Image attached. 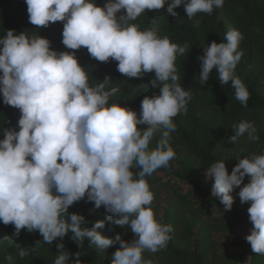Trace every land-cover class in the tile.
<instances>
[{"label":"clouds","instance_id":"obj_1","mask_svg":"<svg viewBox=\"0 0 264 264\" xmlns=\"http://www.w3.org/2000/svg\"><path fill=\"white\" fill-rule=\"evenodd\" d=\"M25 3L29 22L37 28L63 22L62 44L67 49L85 48L99 62L117 61L118 72L127 78L154 72L150 82L159 91L142 99L138 115L110 103L120 92L119 87H109L110 77L90 84L75 51L58 52L39 34L7 30L0 38V96L4 105L19 109L20 118L15 127L2 129L0 139V223L13 225L17 237L21 230L38 231L50 245L69 232L81 247L85 240L99 250L118 242L111 264H152L144 252L165 249L173 227L157 219L154 192L146 177L169 167L177 156L170 144L177 128L173 118L187 114L193 94L179 83L176 61L190 46L171 42L153 28L141 30L134 22L146 11L166 5L173 17L183 5L188 19L195 20L199 13L222 8L224 0H106L103 6L96 0ZM243 39L239 30L230 28L226 42H211L198 57L199 82L206 83L215 69L219 83L231 81L235 98L247 107L250 92L235 75L244 55ZM232 129L230 141L245 136L250 142L259 140L254 122L242 120ZM157 134L159 140L150 147ZM206 175L214 180L212 197L220 200L225 211L233 207L236 188L240 202H250L247 211L253 227L245 239L253 252L264 255V155L251 153L239 159L231 174L226 161L218 160L207 167ZM245 177L247 184H243ZM85 198L94 202L95 209L104 206L110 214L106 220L129 228L136 238L131 242L119 234L108 238L97 231L105 227V220L88 227L83 215L69 214V206ZM5 243L14 245L21 259L29 255L27 248L8 236L0 238V245ZM56 247L53 264H69L70 259L82 264L83 253L73 257L63 243ZM5 259L11 264L13 257Z\"/></svg>","mask_w":264,"mask_h":264},{"label":"trees","instance_id":"obj_2","mask_svg":"<svg viewBox=\"0 0 264 264\" xmlns=\"http://www.w3.org/2000/svg\"><path fill=\"white\" fill-rule=\"evenodd\" d=\"M105 2L96 0L98 6H103ZM166 7L146 11L134 23L139 24L141 30L155 29L161 37L168 36L171 42L189 44L188 53L178 57L176 65L179 83L193 94V99L188 104L186 115L173 118L177 128L171 133L170 144L177 152L176 158L170 161L169 167L160 168L146 177L154 192L152 207L157 219L171 224L173 232L165 249L156 253L145 251L144 258L152 260V264H240L246 261L249 264H264V255L253 252L250 243L246 242V235L237 232L238 227L247 222L250 202L242 204L238 196L240 189L236 188L232 193L233 207L225 211L220 200L212 197L214 180L206 175L207 167L218 160L226 161L231 174L239 159L251 153L264 155V0H224V6L214 8L211 14H197L195 20L200 21L199 26H196L195 20L188 19L183 5L175 9L178 13L176 17L171 16ZM230 28L239 30L244 36L240 43L244 55L235 69V75L250 92L247 107L235 98L231 81L224 85L219 83L215 69L206 83L199 82L201 61L198 57L203 55L211 42H226L224 37ZM7 30H14L17 34H39L49 39L52 49L58 52L75 51L78 62L89 74L90 84L110 77L109 87L120 89L110 98V103L121 104L138 115L142 99L158 94V88L154 89L150 82L155 77L154 72L146 73L142 78H127L118 72L117 61L99 62L85 48L67 49L62 44L63 22L40 29L32 25L25 0H0V38L6 35ZM19 118V109L4 105L0 96V139L4 138L2 129L15 127ZM242 120L254 122L258 141L250 142L247 136L237 142L230 141L235 134L232 126ZM138 127L143 129L146 125ZM159 138L157 134L150 147L154 148ZM133 171L138 172L139 169ZM248 182L249 178L245 177L243 184ZM68 211L69 214L83 215L88 227L98 220H105V227L97 231L108 238L117 234L127 242L136 238L129 228L107 221L106 217L110 214L104 206L95 209L94 202H87L86 198L74 202ZM14 231L13 225L0 223V238L10 237L14 243L27 248L29 255L21 259L14 245L5 243L0 245V264H9L5 259L8 255L13 257L11 264H53L58 254V243H63L64 250L73 257L77 252L83 253L79 258L82 264H111L112 255L119 248L117 242L99 250L90 246L87 240L81 247L72 239L71 232L50 245L43 242L38 231L29 233L26 229L21 230L19 237L14 235ZM69 264H74L73 260L70 259Z\"/></svg>","mask_w":264,"mask_h":264},{"label":"rangeland","instance_id":"obj_3","mask_svg":"<svg viewBox=\"0 0 264 264\" xmlns=\"http://www.w3.org/2000/svg\"><path fill=\"white\" fill-rule=\"evenodd\" d=\"M246 224L242 225L241 227H238L237 232L245 234L246 236L250 234V230L253 227L250 219H249V214L246 216ZM247 242V241H246ZM248 243V242H247ZM240 264H249L248 261L240 263Z\"/></svg>","mask_w":264,"mask_h":264}]
</instances>
